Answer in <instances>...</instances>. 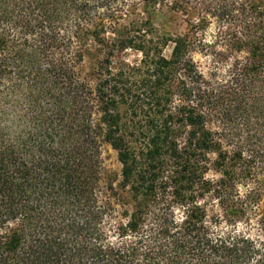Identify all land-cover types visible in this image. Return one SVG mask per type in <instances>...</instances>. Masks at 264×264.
I'll list each match as a JSON object with an SVG mask.
<instances>
[{"label": "trees", "instance_id": "trees-1", "mask_svg": "<svg viewBox=\"0 0 264 264\" xmlns=\"http://www.w3.org/2000/svg\"><path fill=\"white\" fill-rule=\"evenodd\" d=\"M125 4L0 0V264H264V0Z\"/></svg>", "mask_w": 264, "mask_h": 264}, {"label": "rangeland", "instance_id": "rangeland-1", "mask_svg": "<svg viewBox=\"0 0 264 264\" xmlns=\"http://www.w3.org/2000/svg\"><path fill=\"white\" fill-rule=\"evenodd\" d=\"M139 2H141V0H126L125 8L129 6L128 9L130 10ZM158 10H159L158 15L156 16V22L154 24V28L156 30L154 34H156V36H163L166 35L167 33H170L172 35L182 36L185 33H187L186 25L182 21L181 17L178 16L175 18L173 17L174 15L173 16L170 15L166 6L158 7ZM121 22H123V20ZM210 29L211 31L208 30L205 36L207 41H211L214 35V26L210 27ZM170 53H171V45L165 48L163 54L165 57H169ZM197 56L199 57V59L198 60L195 59V61L198 62L203 73L207 74L211 69L210 59L208 57H203L200 55H196L195 57ZM122 59L129 65H139L141 62V54L134 50H126L122 54ZM219 67H220V71H219L220 74H223V72L225 71V65H220ZM103 158H104L105 168L107 169V171L118 174L120 170V164L117 161L116 152L113 151L107 145L104 146L103 148ZM208 177L216 178L217 175L213 172H210L208 174ZM208 203H209L208 206L209 215L220 213L219 208L216 206L214 202L212 204L211 202ZM239 228L241 227L239 226Z\"/></svg>", "mask_w": 264, "mask_h": 264}, {"label": "clouds", "instance_id": "clouds-1", "mask_svg": "<svg viewBox=\"0 0 264 264\" xmlns=\"http://www.w3.org/2000/svg\"><path fill=\"white\" fill-rule=\"evenodd\" d=\"M209 31H211V29H209ZM195 59H197V60H198V59H199V57L197 56V57H195ZM206 178H207V177H206Z\"/></svg>", "mask_w": 264, "mask_h": 264}]
</instances>
